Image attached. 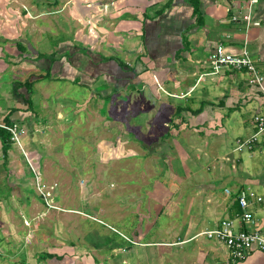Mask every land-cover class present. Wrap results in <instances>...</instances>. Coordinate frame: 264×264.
I'll return each mask as SVG.
<instances>
[{
  "label": "crops",
  "instance_id": "1",
  "mask_svg": "<svg viewBox=\"0 0 264 264\" xmlns=\"http://www.w3.org/2000/svg\"><path fill=\"white\" fill-rule=\"evenodd\" d=\"M48 2L52 7L59 4L58 0ZM60 4L59 20L53 23L47 19L54 31L34 24L31 30L34 38L29 33L25 34V40L21 32L9 38L2 32L0 75L11 70L15 74L21 71V76L13 75L0 86V120L12 110L11 121L19 120L22 125H28L31 117L39 121L38 114L23 99H31L33 88L27 93L21 83L29 73L32 74L29 80H38L47 71L51 81H69L70 85L79 82L87 86L104 76L110 86L107 94L117 100L112 116L127 105L125 115L141 112L146 117L144 138L136 136V131L141 130L139 125L130 124V130L125 132L127 141L131 139L133 143L137 139L140 146L153 149L150 154L162 157L164 162L169 157L180 158L184 171L190 170L186 164L191 161L195 166L193 175L202 169L186 154L187 149H195L198 158L208 156L205 148L197 144L195 134L203 139L211 134L216 138L227 133L230 123L232 130L240 133L235 140L256 131L252 117L264 108V0L252 4L249 0H63ZM247 13L248 24L242 19ZM60 28L63 36H58ZM42 33L47 34L45 50L40 49ZM50 35L54 36L51 41ZM23 41L34 52L29 66L22 61L28 60L27 57L14 50L19 47L26 52L21 48ZM218 43L232 52H239L246 45L263 76L262 87L250 84L245 70L226 69L213 76L203 75L210 70L208 55ZM39 53L49 57H38ZM156 117L161 118L166 129L160 137L151 131ZM110 122L123 127L118 120ZM260 136L248 150L252 164H243L241 158L232 157L235 147L226 152L222 158L229 166L220 164L219 170L211 166V177L216 180L198 186L200 190L188 196V205H179L183 193L181 189L176 192L178 186L171 180L150 193L159 207L144 213L142 218L150 223L152 214L157 219L163 215L167 222L158 229L164 230V239H139L136 232L134 237L122 234L125 242H117L111 248L116 241L106 240V246L97 251L104 254L121 249L125 255L121 264H264L262 251L254 250L244 259L232 260L223 243L200 234L225 218L234 221L236 230L264 229V135ZM218 142L219 138L214 140ZM204 145L207 147L208 143ZM176 180L180 186L183 184L184 179L176 177ZM245 187L263 197L260 202L251 200L247 207L254 223L242 220L245 210L236 200L237 192ZM170 192L178 197L172 203ZM133 197L136 195L130 194ZM202 197H206L207 205ZM85 257L86 264H91L87 253ZM95 258L92 260L98 261Z\"/></svg>",
  "mask_w": 264,
  "mask_h": 264
},
{
  "label": "rangeland",
  "instance_id": "2",
  "mask_svg": "<svg viewBox=\"0 0 264 264\" xmlns=\"http://www.w3.org/2000/svg\"><path fill=\"white\" fill-rule=\"evenodd\" d=\"M48 1L51 0H0V36L3 32L9 38L21 32L23 40L29 33L33 39L34 24L54 31L47 19L53 23L59 20L57 9L63 0H58V7H52ZM57 32L58 36L64 35L61 28ZM46 35L42 33L39 38L40 49L46 48ZM51 38L54 36L50 35V41ZM22 44L26 52L19 47L14 50L27 57L28 60L22 61L29 66L34 52L27 49L25 41ZM20 72L17 71L18 76ZM17 74L11 70L3 72L0 86ZM31 76L29 73L25 78ZM105 80L103 76L87 86L79 82L70 85L69 81H51L47 76L32 85L34 93L27 105L38 114L39 121L31 117L29 127L14 120L25 133L19 144L15 141L10 144L6 164L0 148V264H86V253L91 264H121L125 257L121 249L104 254L97 249L106 246V240L125 242L122 234L136 235L139 239H164V230L158 229L167 222L163 215L157 219L152 214L150 223L142 218L144 213L159 207L150 194L152 191L171 180L178 186L176 192L181 189L183 193L179 205L186 206L188 196L200 190L198 186L216 180L211 177V166L217 169L220 164L229 166L222 156L236 147L235 138L240 135L232 130L231 123L227 133L216 138L211 134L203 139L195 134L197 144L208 153L198 158L195 149H187L186 154L202 169L195 175L191 161L186 164L190 170L184 171L180 158L169 157L164 162L162 157L150 154L153 149L140 146L137 139H133L134 144L131 139L128 142L125 132L130 130V124H138L141 130L136 131V136L144 138L142 128L146 117L141 112L125 115L127 105L112 116L117 100L116 96L107 94L110 86ZM159 90L164 97V91ZM96 98L99 99L95 101ZM2 112H5L3 108ZM113 120L121 122L123 127L110 122ZM160 120L156 117L151 124V131L159 137L166 132ZM218 138L220 142L214 143ZM232 153L243 164H252L246 148ZM176 177L184 179L181 186ZM132 193L135 198H130ZM170 193L172 203L178 197L175 192ZM202 200L207 205L206 197ZM43 252L58 258L45 257Z\"/></svg>",
  "mask_w": 264,
  "mask_h": 264
},
{
  "label": "built area",
  "instance_id": "3",
  "mask_svg": "<svg viewBox=\"0 0 264 264\" xmlns=\"http://www.w3.org/2000/svg\"><path fill=\"white\" fill-rule=\"evenodd\" d=\"M258 0H249V3H256ZM250 6H248L249 9ZM236 19L235 16H232ZM242 19L248 24L250 22L249 13L242 16ZM210 70L203 75L220 74L226 69L229 70H245L249 74L248 82L262 87L263 76L256 68L251 54L244 45L239 52L229 51L225 45L218 43L208 55ZM256 131L247 138H237L235 150L246 148L250 150L259 140V135H264V108L252 117ZM11 134V140L20 143V137L25 130L16 123L11 125L2 124ZM39 186V185H38ZM225 192L230 193L229 188H225ZM236 200L239 206L244 209L242 220L247 223H254L251 212L247 211V207L251 200L260 202L263 200L262 195L253 191L250 187L239 190L236 194ZM208 239H213L223 243L229 251L232 260L244 259L254 250L264 252V229L253 228L250 230H236L234 221L228 218L220 220L214 227L207 228L200 232Z\"/></svg>",
  "mask_w": 264,
  "mask_h": 264
},
{
  "label": "trees",
  "instance_id": "4",
  "mask_svg": "<svg viewBox=\"0 0 264 264\" xmlns=\"http://www.w3.org/2000/svg\"><path fill=\"white\" fill-rule=\"evenodd\" d=\"M52 54H50L51 56ZM41 56H44V57H49V54H46V53H39L38 54V57H41ZM48 75V72L46 71L42 76L41 78H44V77H47ZM34 81L36 80H29V78H27L26 80H24L21 85L22 86H25L26 89H27V93H30L31 89H32V85L34 84ZM18 86L16 87V90H17ZM17 94V93H16ZM19 95V94H18ZM24 101L28 104L30 102V98H25L23 97ZM30 105V104H28ZM12 110H10L8 112V114L6 116H4V118L2 119V122L4 125H11L14 121H11L10 119V116L9 114L11 113ZM13 141L11 140V134L9 131H7L3 126L0 125V148L2 150V154H3V159H4V162L3 164H6L7 162V154H8V149L10 148V144L12 143ZM108 243V242H107ZM117 242H115L113 245L109 246L112 248V246H116ZM43 255L45 257H50V258H53L55 257L56 259L58 258L55 254H52V253H49V252H43Z\"/></svg>",
  "mask_w": 264,
  "mask_h": 264
}]
</instances>
